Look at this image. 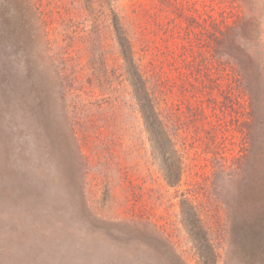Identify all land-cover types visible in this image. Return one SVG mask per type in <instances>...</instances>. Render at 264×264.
<instances>
[{
	"label": "rangeland",
	"instance_id": "1",
	"mask_svg": "<svg viewBox=\"0 0 264 264\" xmlns=\"http://www.w3.org/2000/svg\"><path fill=\"white\" fill-rule=\"evenodd\" d=\"M196 9L264 31V0H0V264H264V106L179 58Z\"/></svg>",
	"mask_w": 264,
	"mask_h": 264
},
{
	"label": "trees",
	"instance_id": "2",
	"mask_svg": "<svg viewBox=\"0 0 264 264\" xmlns=\"http://www.w3.org/2000/svg\"><path fill=\"white\" fill-rule=\"evenodd\" d=\"M115 25L124 58L128 63L127 70L134 93L142 110L146 125L153 132L156 139L166 141L169 139L168 132L163 126V121L157 111L155 90L150 89L147 78L144 77V74L136 66L133 58L132 44L123 35L122 28L118 27L119 22H116ZM258 29V23L252 18L244 19L238 26V22L234 24L228 23L227 17L223 15L220 18H216L208 10L199 11L196 9V12L189 16L187 32V37L190 36L189 38H193V41L181 46L179 58L182 57L185 64H191L195 60H198V58H202L204 61H212L214 58L217 59V57L225 56L226 59L221 60L218 71L224 76L235 78V84L230 83L233 93L235 86L242 92L247 79V90L250 92V107L251 109L261 110L263 107L261 108L259 105L264 106V96H258L256 88H259L261 92L263 84L257 82L255 79L261 78L264 80V37L261 38L263 30L259 31ZM171 39H175V36L172 35L166 38L165 41L170 42ZM191 59L193 62H191ZM229 101L232 102V97H230ZM240 102L238 100V103ZM254 114L251 111L250 115L253 116ZM154 132L157 133L155 134ZM165 169L169 168L166 167Z\"/></svg>",
	"mask_w": 264,
	"mask_h": 264
}]
</instances>
